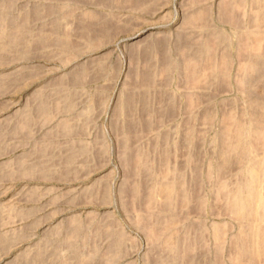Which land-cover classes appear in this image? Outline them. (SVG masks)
Here are the masks:
<instances>
[{
    "label": "rangeland",
    "instance_id": "374dc122",
    "mask_svg": "<svg viewBox=\"0 0 264 264\" xmlns=\"http://www.w3.org/2000/svg\"><path fill=\"white\" fill-rule=\"evenodd\" d=\"M2 1L7 0H0V2ZM108 1L12 0V3L15 5L14 11H19V8L21 7L22 8L20 10H23L24 8L30 11L33 10L34 7H37V9H42V11L40 12L39 10L40 16L37 19H32L33 21L31 20L30 23L27 24L30 33L26 37L27 44L25 50L22 52L23 54L21 53V55H18L17 52H15L14 47H12L10 49L11 51L8 52V58L0 57V120L6 119L7 117L16 119L21 112L26 110L28 103L30 104L28 107L30 108V111H32L36 105V100L28 101V98L30 97V94L37 89L41 90L49 98V100L54 102L61 101L59 98L61 96L59 95H61L62 92L71 93L74 102L72 101V106L69 109L60 108L58 111H56V114L48 122L44 123L45 120H43L41 123L44 124L41 125V127L33 136L24 138L21 136L13 137L12 134H7L0 139V166L6 165V168L1 167L0 169V234L7 233L13 240V243L10 242V244H7L8 246L5 245L6 247H3L0 243V264H145V258L149 257L150 252L148 248H155L154 243L149 238H147L148 236L146 237L145 232L139 228L140 225L138 224L137 217L134 218L132 215V212H136L134 211L135 208H137V210H141V208H139V206L136 207V205H139V199L142 196L136 200L137 204L135 203V200L133 201V199L130 201L127 200V203H131L127 206V204H125L126 202H123V196L121 195L120 187L126 180V171L128 167L124 160V155L126 153L123 152L122 145L124 133H121L119 128L117 129L116 127V125L120 122L119 119L122 118H120V112H118L119 108L117 106L120 105L119 100L122 97L121 95L124 94L123 92L125 90L128 91L130 87L133 86V84V90H136L138 88L137 86L143 83V78L138 80L139 75L137 76L134 69H131V67L134 65L133 60L135 59L133 58V55H131L133 48L131 47L130 49V44L137 38L145 36L147 33L152 32L157 28L163 27L169 28L170 30L176 28L178 29L181 16L186 12V5L189 0H147L148 3L146 0L143 1L144 3L141 0H138L137 2L139 5H137L135 0H133V2L135 1V4L128 0H115L113 2L110 0ZM219 1H222V7L228 4L224 10V16L228 17L229 19L222 18L220 21H217L214 10ZM239 1L241 0H201V2L205 3L206 7L199 8L197 16L196 10L194 9L196 1L192 0L191 2L194 4H192L194 7L191 8V11L186 16V22L189 24L198 21L201 22L200 24L203 28H200L201 33L198 39H205L203 44L208 46L213 53H218V50H224L225 47L231 49L229 43L232 44L231 50H233L232 57L234 60L231 70L232 77L230 83L226 84L225 86L220 85L219 87L213 86V84L211 85L212 82L210 79H212V77L210 76V72L213 73L214 68L212 64H209L211 66L207 65L208 67L206 68L205 63H208L202 58H199L201 55L198 57H193L197 56V54L194 52L196 51L198 53V50L197 44L195 45L196 42L192 43L191 45H195L196 47H186L188 48L186 55L183 56L180 54V58L182 60L187 59L186 57H188L187 61H182V64L180 65V68L182 69L181 71H174L170 76H165V73L163 74L164 71L158 72L156 74V71L152 70L150 71L152 75L146 76V72L145 74L143 73L145 80H147V77L151 78H148L149 81L144 80L145 83H151L155 74L157 76L159 73H162V75H160L156 81L152 82L151 86H144L142 89L144 91H148L149 94L154 98V102L157 103V105L154 104V107L169 110L177 105V108L179 107L178 113H176L172 118L168 119L159 117V123L157 120L158 117L155 116V119H153L154 126H152L151 129L139 133L141 134H138L139 136H135L133 138L131 137L130 140V144L136 145L140 143L142 146H145V144H148L147 142H150L151 139L157 137V135L163 130H169L172 132V137L171 133L167 131L161 135L162 137L167 136L170 138V141L172 139V143L170 145L172 150L169 152V157L173 158H171L172 165L174 164L179 168V170H181L180 167L182 168L181 172L183 173V177L185 179V187L182 191L184 192L185 198L188 197L187 199L189 200H185V204H181V207L177 209L180 214H169L167 219L170 221L169 228H171L168 229V231L171 230L172 232L175 231L174 233L177 232V236H175L176 242L184 243V246L182 243L183 250H178L179 256L181 257L185 255L187 260L188 258L192 257V264H194V262L196 264H240L239 260L237 263L236 258L238 253H234V250L236 251L237 249H240L239 245L236 248L235 244H237V240L240 238L242 239V236L245 242L242 241L243 239H240L239 241H242V244L244 243L242 246L243 250L245 252L248 250L250 254L251 251H254L253 248L250 251V244V248L248 249L247 243L249 242H247L245 237L250 232V229L248 230L247 227L250 225L249 220L253 221L252 217L250 218L249 214L243 213L244 215H241V218L244 217V222L247 220L248 222L246 223H249V225L247 224V226H245L244 223L242 224L243 220L241 222V219H239L240 214L238 215V212L235 210L234 212L232 211L234 196L232 197L231 194L235 189L239 190L240 187H242V184H248V181H250L246 177L245 167L248 165L247 163L257 162L258 159H256L257 156L254 158L253 155L252 157L255 160L250 159L251 156L248 157L247 154L252 151L250 154H254V156L256 154L260 155V160L263 159L262 155H264L261 150L260 153H256L257 150L259 151L260 146L263 148L262 150H264V133H261L264 129V122H262L264 120V103L261 101L258 102L259 98L262 99V101L264 98V80L263 82L259 80L260 77L262 78L264 75L258 74L259 77H256L260 84L254 77V81H252L254 84H252L251 81L249 82L253 85L252 86L250 84L252 87L248 85L247 89H245V85H242L244 82H242V74L244 75L243 71H246L247 68L250 67L249 62L246 60V54H249L250 51H252L251 53L264 51V19H262L264 18V1L260 0L261 3L259 2L262 7L259 6L258 2H256L258 6L255 3H252L253 5H251L250 2H252V0H249L250 2H248V0L241 2ZM243 2L246 4H242ZM253 2L255 1L253 0ZM248 3H250V5ZM207 5L212 6L213 18H210L212 16L210 15V9ZM235 5L238 7V10L244 13V15H247L245 16L246 19H243V23H247L244 32H246V34L251 33L252 36H254V38L252 37L254 41L251 43H248L247 41H243L242 43L240 37L241 34H238L241 27L235 23L236 20H234L230 14L232 10H235ZM251 9L254 11L252 10V12ZM256 9L259 10L257 11L259 13L258 15ZM248 12H252L250 16L251 18L249 17L250 21L247 18L249 14ZM254 12L256 14H254ZM260 14L263 15V17L261 15L262 18L260 17ZM104 16L107 17L105 18ZM252 16L255 18H252ZM89 19L90 21L93 20L94 22L100 21L102 24L111 22V24H109L112 27L114 25L116 27H111L112 29L109 31V33H105L104 28L102 29L104 25L101 26V24L99 29L103 30L104 33L100 30L99 32L101 33L98 35L96 34V36L93 32L88 30L86 31L85 28H83V30L85 29L84 31H80L81 28L79 21L81 25L82 22L84 25V22H89ZM255 19L257 24L254 22ZM260 19H262L263 22ZM259 21L261 23L258 27ZM117 23L119 27L117 26ZM251 23H253L254 26ZM59 24L61 29L64 31L70 30V37L73 40L69 39V47L67 45H65V47L62 45V43H60L63 40H68V31L64 32L62 30V32H64L62 34L68 35L64 36L65 39L61 38L62 40L59 39V42L56 40L59 31L57 32L53 29L59 27ZM77 24H79L78 27L80 29H78ZM215 24L217 26H214ZM54 25L55 28H53ZM63 27H65V29ZM219 27L231 34V38H234L233 42H230V37L223 31H220ZM254 29L260 34L250 31ZM78 31L81 33L85 32L86 35H82L83 33L81 35L78 33V35ZM54 32H57V34ZM88 32L90 36L87 35ZM39 33L43 35H50L52 40L54 39L53 37H55V41H57L58 44L51 43V41L45 45L42 44V42H39V44L36 42L35 45L38 44V47L34 46L30 40H34L35 35L38 37L36 38V41L39 40ZM214 35L216 36L215 38ZM232 35L235 36L233 37ZM257 36L258 38H256ZM220 46H222V48ZM67 47H71L72 50L68 49ZM241 47L242 50L245 51L244 54L243 51L241 54ZM226 48L225 51L228 52L229 49ZM190 51L193 53V55H189L191 57L187 56L188 52L190 53ZM224 53L225 52H222L220 55L222 58L219 56V61L222 59L217 66V68L219 67V71L216 68L215 70H217L219 75L224 74L227 76L229 62L231 63V53L228 60L223 59ZM1 58L5 59V61ZM237 58H239V60ZM193 59H195V62L197 60V64H201L199 63L200 61H205V63L201 64L200 66L198 65V68H196L197 64L194 65L195 68L194 66L190 67L194 63L191 64L188 61ZM241 59L243 64H248V67L245 65H243V68L242 66L240 67L242 63H238L241 62ZM222 61L224 63L226 61L223 67L220 65ZM86 64L90 65L89 68L88 65L86 66ZM83 65L88 68L86 70L87 72H85L86 76L84 75L81 77L83 78L82 80L79 81V78L76 80L78 82L73 83V80H71L73 77L71 75L73 73L75 75L78 68ZM237 65L239 66L237 67ZM167 66H170V64H167L165 68ZM201 66H203V68ZM209 67L211 68L208 70ZM204 68L210 72L208 73L207 71L205 74L206 71L204 72V70L206 69ZM89 69H91V71ZM221 69H224L225 71L222 70L221 72L224 71L226 74L221 73ZM237 70L239 72L241 71L242 74L241 72L239 74ZM224 75L223 77L220 75V80L227 78L224 77ZM208 76L211 83L209 81L206 83ZM229 77L230 73L228 78ZM64 78L65 80H63ZM57 81H59L58 84L60 85L64 81L61 88L56 86L58 85L56 84ZM195 82L197 84L205 82L206 84L204 87L187 86L188 83ZM255 82L257 83L255 84ZM255 89L257 93L260 92L257 94L258 97L254 92ZM130 90H132V87ZM251 92L252 94H250ZM249 94L250 99L253 96L252 99L254 100V102H252L253 100L251 99V105H253H250L251 107L248 106L250 102V99L248 102ZM259 94L260 96L262 94V98L259 96ZM254 96L257 97L256 100L254 99ZM156 98H162V100H157ZM165 98L166 100H163ZM167 98H172L174 102H168ZM255 101L259 105H257L259 109L255 105ZM190 102L192 104L188 106L187 104H190ZM234 102L236 103L237 107H239L238 110H236L237 107ZM170 103L173 104V106H171ZM243 106L245 112L247 111L246 106H248V109L256 107L255 109H257V111L253 110L252 108L250 109L249 113L247 112L248 115L245 113L246 116H244V110H242ZM213 107L217 111L215 121H210V123H208L206 120H200L199 122L198 120H195L197 115L199 117V114L205 119H210L211 117L213 119L215 116ZM231 107L234 109L236 108L232 112H235L234 114L230 112L232 111V109H230ZM240 108L242 109L240 110ZM225 109H227V111ZM138 110L140 109L137 105V110L135 112ZM251 110L253 112H251ZM237 111H240L241 114L238 113V117L235 116L236 119L234 120L233 116L237 115ZM254 113V117L257 116L256 114H258L259 118L258 116L257 118L259 120L256 119V117L255 119L254 117L251 118L249 115L251 114L253 116ZM221 114L222 119H220ZM239 114L241 117L244 116L247 119L246 121V119L243 117V120L245 119L244 122L246 123H243L244 127L245 125H250L249 130L246 129V131L244 127L243 131H245L243 132L241 130L243 132V136L239 131L240 129L237 130L236 128V125L239 122L242 123L241 118H239ZM259 114L261 115V118L263 117L262 120L260 119ZM187 115H189L187 121L188 127L183 133L184 137L182 136L181 139V124L179 123L182 122L181 119L183 117L185 118ZM42 117L44 119L45 115H42ZM238 118L239 121H237ZM248 119H253V121L250 123L248 122L250 121ZM63 121H70L69 123L71 124L76 122V124L73 123L72 125L79 127L80 124H83V128H85V130L72 135L68 134L69 136L62 134V131H56L58 133L54 137H51V143L53 146H55L54 148L57 149H54L52 153L54 151L58 153H53V155L55 154L57 157L56 161L58 163H53L51 166L49 165L51 162L47 160V155L39 154L40 157H38L35 153H33L32 149L35 144L41 143L43 141L46 132L57 127V125ZM252 122H254V124H252ZM255 122L257 126L256 129L258 131L257 133L256 130L253 129ZM192 123L195 124L196 128H199L200 135L198 144L196 138V143L193 140L194 131ZM259 124L263 126V129L259 126ZM2 128L3 127H0V130H3ZM250 128H252V130ZM235 131L236 133L239 132L241 135H235ZM232 133H234V136L237 137H234V140H238L240 136L242 137L239 138L237 142L238 145L240 144V141H243L242 143L245 144V147H243L242 143L241 146H238L239 149H241V147L242 150L244 149L243 152H240L241 150L237 149L239 154L242 153L240 156L239 154L235 155V147L237 148V144L235 143L236 145L234 146V140L232 141L233 137L231 136ZM222 135H224L225 138ZM226 135H229V137H226ZM247 135L250 137L249 142L253 145V148L254 146L257 148V145H259L258 149L255 150L254 148L256 154L253 153L254 150L251 147L252 145L246 140V138H248ZM159 138L160 137H158V139ZM223 138L228 145L226 142H224ZM228 138L230 139L227 140ZM218 140H222V144H220L221 142L219 143ZM229 141L231 142L230 146ZM79 143H87L90 150L88 152H81L77 154L70 168L68 166L66 167L67 164L63 163L62 161L64 158L62 157L63 154L67 152L66 150L68 146H71V148L74 146L73 149H76ZM224 143L228 146V148H226L229 152L224 148ZM75 145H77L76 148ZM155 145L156 143L154 146ZM221 145L223 147H221ZM247 146H249V150L247 149ZM232 147H234L235 151L232 150ZM222 148L225 150H222ZM157 149L161 150L162 147H157ZM219 149H221L220 153L218 152ZM245 150H248L249 152H246L245 154ZM223 151L226 152L225 155H222ZM159 152L160 151H158V153ZM195 152L197 156L195 155ZM226 155L227 159L225 158L224 160L223 158ZM229 155L231 158L230 162L228 158ZM236 156H238L240 159ZM243 156L244 158L247 156L248 160L245 159L247 160L245 161ZM219 157L221 159H218ZM141 160L139 165H142L141 168H143L147 163L145 160ZM186 161L190 162L188 163ZM218 161L219 165L223 164L220 168L216 166ZM242 161L243 164L241 163ZM244 161L246 166H244ZM182 162L183 164L185 163L186 167L184 165L182 166ZM9 164L12 165L8 166ZM27 164H35L37 168H25L24 166ZM224 164H226V167ZM262 164L264 165V161ZM222 167L225 168L223 169ZM225 169L227 170L225 171ZM243 173L244 177H246L244 178L246 181H244L245 183H243ZM263 173L261 175L263 178L260 175L259 176L264 180ZM238 176H240L239 179ZM240 179L242 180V182H240V184L242 183L241 186L236 184V181ZM221 181L222 183L224 181V184L229 187L222 185ZM218 182L221 183L220 189ZM232 184L235 189L230 190V188H232ZM235 184L237 186H235ZM250 184L251 182L248 184V186ZM261 185V188L259 189H263L264 193V188H262L264 186L262 183ZM254 186L256 189V183H254ZM100 187H102L101 190L103 189L105 192H101V190H99ZM225 187L227 191L225 190ZM251 187L252 184L248 187L252 194L248 190L247 185L244 186L245 189L247 188L246 194H251L246 195L248 198H250L254 193L252 191L253 187ZM255 189L254 191L256 193L258 190L256 191ZM221 190L226 192L230 191L231 197L229 196V193H225V196L224 194H221L224 193ZM247 191H249V193ZM259 192L261 191L259 190ZM259 192L258 194L260 195ZM221 195L223 197H221ZM193 196L195 198H193ZM224 197H226V199ZM228 197L231 198L230 201H227ZM251 198L246 200L248 203H251L248 206V203L246 202L248 208H246L247 210L245 209V212L250 211L251 204L254 201V199L252 200ZM161 200L162 197L159 196L157 198V203H159ZM167 201L168 203L169 201L172 202L171 199ZM226 202L227 206L225 208L224 205H226ZM157 203L155 205H151V207L154 206L156 208ZM262 204H264V202ZM148 205L149 203L147 200L146 209H148ZM170 206H172V203ZM154 207L152 209H154ZM229 208H231V211H228L230 210ZM181 211L183 212L181 213ZM262 213L264 212L262 211ZM248 216L249 220L246 219ZM75 217H78L81 221H83V223H85L84 226H86L90 231H93L94 228H98L104 229V231L116 229L118 232H122L125 235L123 243L120 246H115L111 245V243L107 244L104 240L102 246L95 251L88 250L86 253L80 252V254H82L80 256H73L62 252L60 256H57L58 252L63 251V247L58 245L56 242L58 235H60L59 228L64 226L63 224H65L64 222L66 219L70 220ZM239 223L246 227L245 229H247V233L244 232L245 229L242 230L244 226L241 227ZM218 224L221 226L224 225L223 227H225V234H222L224 237L219 231H215L218 228L220 231L222 229L217 227L219 226ZM262 224L264 225V223ZM240 230H242V234ZM172 232L171 235L173 234ZM186 232L188 233L186 234ZM179 234L185 235L180 236ZM218 235H221L223 239L221 236L219 239L216 238ZM170 238L168 240L173 242L174 236L173 238L172 236ZM222 240H224L223 246ZM218 241H220V246H222V248L219 246ZM239 243L241 245V242ZM199 244H203V246L200 248V251H198ZM218 246L220 249L217 248ZM245 246L246 248L244 249ZM167 247H169L168 244ZM243 250L240 249V252ZM245 252H243V255L246 256L247 259H245L246 257L242 258L244 256L240 255V259H244L241 263L249 260L250 264H254V262L256 264L257 261V264H264V254L261 253V256L259 257L260 252L257 253V250L255 253L252 252L253 255H256L257 259L253 260L254 256L248 257V255H251H247V252ZM215 259H217V261H215Z\"/></svg>",
    "mask_w": 264,
    "mask_h": 264
},
{
    "label": "bare ground",
    "instance_id": "6f19581e",
    "mask_svg": "<svg viewBox=\"0 0 264 264\" xmlns=\"http://www.w3.org/2000/svg\"><path fill=\"white\" fill-rule=\"evenodd\" d=\"M81 1V0H80ZM83 1V0H82ZM99 1H101V0H99ZM103 1H105V0H103ZM106 1H108V0H106ZM111 2H113V1H115V0H110ZM117 1V0H116ZM118 1H120V0H118ZM123 1H125V0H123ZM128 1H132L133 2V0H128ZM136 1V3H137V5H139L138 4V0H135ZM134 1V2H135ZM142 2L143 1H145V0H141ZM140 1V2H141ZM151 1V0H150ZM236 1V0H235ZM241 1H245V0H241ZM241 1H239V2H241ZM255 2H253V0H252V2H250L249 0H248V2H250L251 3V5H253L254 3L258 6V4H259V2H260V0L259 1H256V0H254ZM262 1V0H261ZM264 1V0H263ZM109 2V1H108ZM133 2V3H134ZM146 2L148 3V1L146 0ZM256 2H258V4L256 3ZM144 3V2H143ZM147 3H145V4H147ZM250 3H248L249 5H250ZM253 3V4H252ZM261 3V2H260ZM135 4V3H134ZM142 4V3H141ZM242 4H246V3H242ZM263 4V3H262ZM255 6V5H254ZM253 6V7H254ZM259 6H261L260 4H259ZM250 7V6H249ZM262 7V6H261ZM264 7V6H263ZM22 8V7H21ZM21 8H19V11H14V9H15V5H14V3H12V0H7V1H2V2H0V57H2V58H8L9 56H8V52L9 51H11L10 49L12 48V47H14V50H15V52H17V54L18 55H21V53L25 50V47H26V44H27V40H26V37L29 35V29H28V23H30V21L32 20V19H37L39 16H40V12L42 11V9H37V7H34V9L33 10H30V11H28V9H24L23 8V10H20ZM255 8V7H254ZM257 8V7H256ZM264 9V8H263ZM39 10H40V12H39ZM253 9H251V11H252ZM261 10H262V8H261ZM260 10V11H261ZM254 11V10H253ZM252 11V12H253ZM257 11H259V10H257L256 9V12ZM53 12V11H52ZM251 12V13H252ZM254 14H256L255 12H254ZM254 14H253V16H254ZM259 13L257 12V15H258ZM263 14V13H262ZM262 14H260V17H261V15ZM66 15V14H65ZM65 15H64V18H65ZM62 16V15H61ZM247 16V15H246ZM252 16V18H255V17H253ZM256 16V15H255ZM81 17V16H80ZM105 17V16H104ZM107 17V16H106ZM105 17V18H106ZM259 17V18H260ZM262 17H263V15H262ZM261 17V18H262ZM251 18V17H250ZM80 19V18H79ZM85 19H88V18H85ZM85 19H83V20H85ZM246 19V18H245ZM258 19V18H257ZM262 19H264V18H262ZM262 19H260V20H262ZM82 20V19H81ZM248 20L250 21V19L248 18ZM33 21V20H32ZM103 21H105V20H103ZM108 21V20H107ZM112 21V20H111ZM246 21V20H245ZM248 21V22H249ZM236 22V21H235ZM253 22V21H252ZM254 22H256V19H255V21ZM262 22H263V20H262ZM78 23V22H77ZM85 24L83 25V22H82V25H81V23H80V21H79V24H80V28H81V30L80 31H82L83 30V28H85L86 29V31L88 30V31H91V32H93L94 34H95V36H96V34L98 35L99 33H101V32H103V30H101V29H99V26L102 24L100 21H98V22H94L93 20L92 21H90V19H89V22H84ZM100 23V24H99ZM110 24H111V22H109ZM109 23H105V24H102L101 26H103L104 25V27H102V29L104 28V32L105 33H109V31L114 27H116L114 24H112V25H114L113 27L109 24ZM113 23H114V21H113ZM261 22L259 21V23H258V27H259V24H260ZM58 24V23H57ZM79 24H77V27L79 26ZM238 24V23H237ZM253 26H254V24L253 23H251ZM256 24H257V22H256ZM263 24V23H262ZM56 25V24H55ZM55 25H54V27L53 28H55ZM59 27H56L55 29H53L54 31H59L58 32V34H57V32H54V33H56L57 34V39L55 38V37H53L54 39V41H55V39L56 40H58V42L60 41V40H62L63 38L65 39V37L64 36H68V35H64V34H62V33H64L65 31L63 30V29H61V27H60V24L58 25ZM82 26V27H81ZM87 26H88V29H87ZM100 26V27H101ZM256 26V25H255ZM112 27V28H111ZM64 29H65V27H63ZM79 27H78V29H80ZM263 28V27H262ZM77 29V30H78ZM84 29V30H85ZM117 29V28H116ZM60 30H61V32H60ZM62 30L64 31V32H62ZM83 30V31H84ZM101 30V32H99ZM68 31V30H67ZM66 31V32H67ZM70 31V30H69ZM68 31V32H69ZM103 32V33H104ZM257 33L256 34H260L258 31H256ZM78 33H80V35L83 33H81V32H77V34ZM87 33V32H86ZM92 33V34H93ZM245 33V32H244ZM85 34V32L82 34V35H84ZM241 34V33H240ZM63 35V36H62ZM79 35V34H78ZM86 35V34H85ZM88 36H90L89 35V32H88V34H87ZM254 35V34H253ZM262 35V34H261ZM39 40H37L36 41V38H38L37 37V35H35V38H34V40H30V42H32V44L34 45V46H37L38 44H39V42L41 43L42 42V44H46V43H48L49 41H51V43H57L58 44V42L57 41H53L52 39H51V36L50 35H43V34H41V33H39ZM94 36V35H93ZM100 36H101V34H100ZM103 36H104V34H103ZM69 38H68V40H63V41H61L60 43H62V45H67L68 47H69V44H70V41H69V39L71 40L72 38L70 37V32H69V36H68ZM85 37V36H84ZM241 37V36H240ZM253 38H254V36H252ZM261 38H263L262 36H260ZM62 38V39H61ZM67 38V37H66ZM245 38V37H244ZM256 38H258V36L256 37ZM51 39V40H50ZM60 39V40H59ZM73 40V39H72ZM244 40V39H243ZM246 40V39H245ZM259 40V39H258ZM263 40V39H262ZM53 41V42H52ZM259 41H261V40H259ZM36 42L38 43L37 45H35L36 44ZM73 44V43H72ZM71 44V45H72ZM38 47V46H37ZM66 47V46H65ZM67 47V48H68ZM72 47V46H71ZM68 48V49H71L72 50V48ZM34 48H36V47H34ZM226 48V47H225ZM225 48H224V50H225ZM211 49L209 48V47H206L204 50L203 49H200V50H198V53L195 51L194 53L195 54H197V56H193V57H198V56H200L199 58H202L203 60H205L208 64H206L205 62V65H206V68L208 67L207 65H209V64H212V66H213V68H214V71H213V73L212 72H210V71H208L211 67H209L208 68V70L206 69V68H204V69H206V70H204V72H205V74L207 73V71H208V73L210 72L211 73V77H212V79H210L211 80V82H210V80H209V76L207 77L208 78V80H206V83H208V81L211 83V85L213 84V86H218V84H223V82L220 80V75L223 77V75L222 74H220L219 75V73L217 72V70H218V68H217V66H218V63H220V61L222 60H220L219 61V58L221 57L220 55V57L218 56V54L217 53H213L212 51H210ZM261 50H263V49H261ZM225 53H224V57H223V59H226V60H228V58H229V54H228V52L227 51H224ZM227 52V53H226ZM252 51H250V56H248L247 58H246V60L249 62V68H247V70L246 71H243V73H244V75L242 74V72H241V74H242V85L244 84L245 85V89H247V87H248V85H250L251 83H249L250 81L252 82V81H254V77L256 78L257 76H258V74L260 75H264V51H259V52H254V53H251ZM23 54V53H22ZM193 55V53L192 52H188V54H187V56H189V55ZM70 55V54H69ZM131 55H132V53H131ZM189 57H191V56H189ZM1 58V59H2ZM184 58V57H183ZM187 59H188V57H186ZM222 58V57H221ZM244 58V57H243ZM187 59H184V60H186L187 61ZM195 59H197V58H195ZM201 59V60H202ZM238 60H239V58H237ZM2 60H4L5 61V59H2ZM7 60V59H6ZM190 60V59H189ZM198 60V59H197ZM243 60H245V59H243ZM96 61V60H95ZM100 61H102V60H100ZM183 61V60H182ZM224 61V60H223ZM222 61V63L220 64L222 67H223V65L226 63V61H225V63ZM246 61V62H247ZM97 62H99V61H97ZM188 62H191V61H188ZM199 62V61H198ZM236 62H238V61H236ZM247 62V63H248ZM103 63V62H102ZM200 63V62H199ZM240 63H242V59H241V62H239L238 64H240ZM244 63H245V61H244ZM89 64V63H88ZM88 64H86V66L88 65ZM97 64V63H96ZM99 64V63H98ZM100 64H101V62H100ZM195 64H197V61H196V63H194L193 65H191L190 66V64H189V66L190 67H192V66H194ZM227 64H228V62H227ZM198 65L200 66L201 64H197L196 65V68H198ZM219 65V66H220ZM243 65H245V64H243L242 63V65H240V67L242 66V68H243ZM248 65V64H247ZM247 65H245V66H247ZM85 65H83V66H81L80 68H78V70L76 71L77 73H75V75H74V73L71 75L73 78H71V80H73L72 82L74 83V82H78V81H76L77 79H79V81L80 80H82L83 78H81V77H83L86 73L85 72H87L86 70L89 68V66L90 65H88V68L86 67ZM101 66V65H100ZM209 66H211V65H209ZM227 66V65H226ZM239 65H237V67H238ZM244 66V67H245ZM202 68H203V66H201ZM205 67V66H204ZM248 67V66H247ZM90 68H92V67H90ZM194 68H195V66H194ZM212 68V69H213ZM215 68L217 69V70H215ZM224 68H225V66H224ZM190 69H192V68H190ZM212 69H211V71H212ZM245 69V68H244ZM243 69V70H244ZM90 71H91V69H89ZM96 70V69H95ZM222 70H224V69H221L220 70V72L222 71ZM239 70H240V68H239ZM195 71V70H194ZM193 71V72H194ZM219 71V70H218ZM225 71V70H224ZM221 72V73H225V72ZM238 71V70H237ZM166 72V71H165ZM192 72V71H191ZM239 72V71H238ZM240 72H239V74H240ZM89 73V72H88ZM87 73V74H88ZM212 74H213V76H212ZM226 74V73H225ZM238 74V73H237ZM207 75H209V74H207ZM206 75V76H207ZM86 76V75H85ZM220 77V78H219ZM224 77H227L226 75H224ZM238 77H241V76H238ZM259 77V76H258ZM264 76H262V78L260 77V79L259 80H261V82H263V80H264V78H263ZM19 79V78H18ZM225 78H223L222 80H224ZM257 79V78H256ZM63 80H65V78L63 79ZM240 80H241V78H240ZM59 81H60V79H59ZM59 81H57V83L56 84H58V82ZM257 82L260 84V82L258 81V79H257ZM257 82H255V84L257 83ZM63 83H64V81H63ZM63 83H61V85L60 84H58V85H56V86H58L59 88H61L62 87V85H63ZM264 83V82H263ZM252 84H254V82H252ZM251 84V85H252ZM243 85V86H244ZM250 85V87H252ZM131 87H132V90H130L131 89ZM130 87V89L128 90V91H124L123 93V95H121L122 97L120 98V105H118L117 107L119 108H116V109H118V112H120L119 114H120V118L122 119V121H121V119H119L120 120V122H119V124H117L116 125V127H117V129L119 128V130H120V132L121 133H124V139L122 140V145L123 146H125V148L127 149V147H128V142H127V139L128 138H130V137H132L133 135H134V133L135 132H137L138 130H145V129H147L148 127H149V125L148 124H146V123H144V121H141V122H139V121H137V122H135V121H133V120H131L132 119V117H133V115H134V113H135V111L137 110V102L139 101V100H143V99H145V100H147L148 101V93H144V91H142V92H140V95H139V89L137 90H133V86H131ZM219 87V86H218ZM249 87V88H250ZM252 90V89H251ZM253 90H254V88H253ZM264 90V89H263ZM136 91H138V92H136ZM249 92H250V89H249ZM255 93H256V96H257V94L258 93H260V92H258L257 93V91H256V89H255V91H254ZM264 92V91H263ZM247 93H248V91H247ZM250 94H252V92L250 93ZM250 94H249V98H248V102H249V99H250ZM191 95V94H190ZM253 95H254V93H253ZM59 96H61V97H59L60 99H61V103L60 102H58V101H56V102H54V101H51V100H49V98L41 91V90H35V91H33L31 94H30V97L28 98V101H35L36 102V105H35V107L32 109V111H30V108L28 107V105H30L29 103L27 104V106H26V110L24 111V112H21L20 114H19V116L16 118V119H13L12 117L11 118H9V117H7L6 119H3V120H0V127H3L2 129L3 130H0V139L4 136V135H7V134H12V136L14 137V136H21V137H28V136H33L37 131H38V129L41 127V125L42 124H44V123H46V122H48L49 120H51L52 118H53V116L56 114V111H58L60 108H70L71 106H72V101L74 102V100H73V97H72V94L71 93H68V92H62V94L61 95H59ZM256 96H254V99L256 100L257 99V97ZM259 96H260V94H259ZM167 97V96H166ZM261 98H262V94H261V96H260ZM31 98V99H30ZM203 98V97H202ZM252 98H253V96H252ZM251 98V99H252ZM157 100H162V98L161 99H159V98H156ZM251 99H250V102H249V104H248V106L249 107H251V106H253V105H251ZM153 100H154V98H153ZM163 100H166V98L165 99H163ZM253 100V99H252ZM147 101H145L144 103H142V108L145 110V111H147V112H151V113H154V114H156L157 116H159V117H163V116H168V117H171V116H173V115H175L176 114V112L178 111V108L176 107V108H171V109H169V110H165V109H160V108H157V107H154V104L152 103V104H150L149 102H147ZM167 101H173L174 102V100L172 99V98H167ZM262 102V103H264V98H263V101H262V99H260L259 98V101L258 102ZM188 102V101H187ZM252 102H254V100L252 101ZM60 103V104H59ZM119 103V102H118ZM235 103V102H234ZM255 105L257 106L258 104H257V102L255 101ZM192 103L190 102V104H187L188 106H190ZM235 105H236V103H235ZM246 105H247V102H246ZM251 105V106H250ZM173 106V105H172ZM186 106V105H185ZM194 106H195V104H194ZM231 106H232V104H231ZM239 106V105H238ZM248 106H246V109H247V111L245 112V110H244V106H243V109L242 108H240V110L242 109V110H244L243 111V113H244V116H246V114H247V112L249 113V111H250V109H252V108H249L248 109ZM259 106V105H258ZM258 106H257V108H258ZM262 106H263V104H262ZM211 107V106H210ZM233 107H234V105H233ZM236 107H237V105H236ZM27 108H29V109H27ZM193 108V107H192ZM191 108V109H192ZM238 108L239 107H237V109L236 110H238ZM256 107H254L253 108V110H256L257 111V109H255ZM262 108V107H261ZM230 109H232V111H230L231 113L235 110L234 108H230ZM259 109V108H258ZM263 109H264V107H263ZM188 110H189V108H188ZM209 110H212V109H209ZM226 111H227V109H225ZM260 110H262V109H260ZM215 111V110H214ZM214 111H212V112H214ZM259 111V110H258ZM251 112H253L252 110H251ZM117 113V112H116ZM235 113V112H234ZM234 113H232V114H234ZM238 113H240V111L238 112L237 111V115H234L233 117H234V120L236 119V117H238ZM246 113V114H245ZM259 113H260V111H259ZM241 114V113H240ZM239 114V118H241V122L242 123H238L237 124V122H236V128H237V130H239L240 132H241V134L247 129L248 130V128H249V126L246 128V125H245V127H244V125H243V123L244 124H246L245 122H244V120L246 119V117H244L245 119L243 120V117H241V115ZM252 114V113H251ZM251 114H249L250 116H251V118H253L254 117V115H255V113L253 114V116L251 115ZM42 115H45V117H44V119H43V117H42ZM243 115V114H242ZM248 115V114H247ZM257 116H258V114H256ZM260 115V114H259ZM261 115H262V111H261ZM261 115H260V119L262 120V118L264 117H262L261 118ZM236 116V117H235ZM257 116H255L256 117V119H258L259 118V116H258V118H257ZM255 117H254V119H255ZM9 118V119H8ZM129 118H131V119H129ZM239 118H238V120L237 121H239ZM248 118H249V116H248ZM13 119V120H12ZM264 119V118H263ZM11 120H12V122H11ZM43 120H45V122L44 123H41ZM68 120H70V119H68ZM248 120H250V119H248ZM259 120V119H258ZM246 121H247V119H246ZM251 121H253V119L252 120H250V121H248V122H250L251 123ZM70 121H63L62 123L60 122L58 125H57V127H55V128H53V129H51L50 131H48V132H46L45 133V136H44V139H43V141L41 142V143H38V144H35L34 145V147H33V149H32V151H33V153H35L38 157H40L39 156V154L40 155H43V154H45V155H47L48 156V158H47V160L48 161H50L51 163L49 164V165H53V163H55V164H57L58 162L56 161V159H57V157L55 156V154L53 155V153L55 152H53L52 153V151L55 149V150H57L56 148H54L55 146H53L52 145V143H51V140H52V138L51 137H54L58 132H56V131H62V134H66V135H72V134H74V133H80V132H83V130H85V128H83L84 127V125L82 124H80V127L79 126H76V125H72L73 123L74 124H76V122H73L72 124L71 123H69ZM262 122H264V120L262 121ZM261 122V123H262ZM257 123H258V121H257ZM85 124V123H84ZM252 124H254V122H252ZM251 124V125H252ZM263 124V123H262ZM119 125V126H118ZM258 125V124H257ZM264 125V124H263ZM121 126V127H120ZM238 126V127H237ZM253 126V125H252ZM259 126L260 127H262V129H263V126H261V124H259ZM258 126V127H259ZM243 127H244V131H243ZM257 126H256V122H255V125L253 126V129L254 130H256V133L258 132L257 131ZM55 129V130H54ZM251 130H252V128H250ZM258 129H260V128H258ZM262 129H261V131H262ZM243 132H242V131ZM246 130V131H247ZM8 132V133H7ZM59 133H61V132H59ZM235 133V135L237 134V135H241L239 132L238 133H236V131L234 132ZM234 133H232L231 134V136L233 137V139H232V141L234 140ZM261 133H264V129H263V131L261 132ZM68 135V136H69ZM230 135V134H229ZM229 135L227 136L226 135V137H229ZM11 136V137H12ZM223 137H224V135H222ZM231 136H230V138H231ZM242 136H243V134H242ZM245 136H246V133H245ZM256 136V135H255ZM9 137V136H8ZM241 137V136H240ZM239 137V138H240ZM247 137H248V135H247ZM133 138V137H132ZM225 138V137H224ZM224 138H223V140H224ZM230 138H228L227 140H229ZM235 138H237V137H235ZM239 138H238V140H239ZM242 138V137H241ZM249 138L250 137H248V138H246V140H247V142H249ZM221 139V138H220ZM244 139H245V137H244ZM238 140H234V146L237 144V148L235 147V149H236V152H235V155L237 154H239L238 153V151H237V149L238 150H241L240 152H243V150H242V147H241V149H239V145L241 146V143L243 142H239L240 144L238 145ZM44 141H46V142H44ZM219 141V140H218ZM245 141V140H244ZM251 142H253L252 140H250ZM221 142V143H220ZM224 142H226L225 140H224ZM219 143L220 144H222V140L221 141H219ZM230 141H229V146H230ZM236 143V144H235ZM245 143V142H244ZM250 143V142H249ZM249 143H247V144H249ZM225 144V143H224ZM226 144H227V142H226ZM225 144V149H227L228 148V144L226 145ZM243 144V143H242ZM246 144V145H247ZM251 144V143H250ZM14 145V144H13ZM131 145V144H130ZM252 145V144H251ZM232 146H233V144H232ZM258 147H259V145H257ZM51 147V148H50ZM74 147V146H73ZM73 147L71 148V146H68V148H67V152H65V154H63V156L62 157H64L63 159H62V161H63V163H65V164H67L66 165V167L68 166L69 168H70V166H71V164L73 163V161H74V158L77 156V154H79V153H81V152H88L89 150H90V148H89V145L87 144V143H79L78 144V147H77V145H75V148L76 149H73ZM221 147H223L222 145H221ZM220 147V148H221ZM227 147V148H226ZM243 147H245V144H243ZM249 146H247V149L249 150V148H248ZM252 148H253V145L251 146ZM258 147L256 148L255 146H254V148H255V150L256 149H258ZM233 148V149H232ZM231 149L232 150H234V147H232ZM254 148H253V150H254ZM6 149V148H5ZM129 149H131V148H129ZM128 149V151H127V155L125 154L124 155V159H125V161H126V163L128 164V169H127V172H128V175H129V180L128 181H125L124 183H123V185H121V193L122 192H125V194H126V196L128 197V199H127V197H126V199L127 200H132L133 199V201L135 200H138V198H140L141 196V198L139 199V200H141L142 201V203L143 204H141V206H139V208L141 207V208H143V210L147 207L146 206V202H147V200H148V203H149V205H148V212L147 213H150L151 214V216H150V214H146L145 215V213L146 212H141L140 214H142V215H145V217L144 216H142V215H138V220L140 221V223H141V225H145V221H147V223H146V225H147V227H148V221H150V224L152 223V225H153V227H154V229H149V235L152 237H150L151 238V240L154 242L155 240H157V242H159V244H162V243H164L165 242V240H167L168 241V239L169 238H163V239H161V237H163V234H164V232H165V230H166V228H167V225H168V219H167V217L164 215L165 213H169V214H171V215H178L177 214V212H176V210L179 208V207H181L180 205L181 204H183L184 203V201L185 200H189V199H187V198H183L181 195H184L182 192H180V191H182V188H183V186H184V183H183V180H181V178L179 177V176H177V177H175V173L176 172H181V170H182V168L180 167V169L181 170H179V168L178 167H176L174 164L172 165V160H171V158L169 159L168 158V156H169V154L168 153H161L162 151L160 150V152L158 153V152H156L157 150H154V155H155V157L153 156V155H151L150 156V159L152 160H149V163H148V161H145L147 164H146V166L145 167H143V168H141L140 167V160L141 159H143V157H140V156H138V158L136 159V161H135V164H133L132 165V152H131V150H129ZM225 149H223L222 148V150H225ZM251 149V148H250ZM263 148H261V146L259 147V151L257 150V152L256 153H260V150H261V152H263V154H264V150H262ZM220 150L221 149H219V153H220ZM230 150V149H229ZM244 151V153L246 154V152H249V151ZM255 150H254V152L253 153H255ZM227 151H228V149H227ZM235 151V150H234ZM222 152V151H221ZM229 152V151H228ZM227 152V153H228ZM55 153H57V152H55ZM225 153L226 152H224L223 151V154L222 155H225ZM243 153V154H244ZM250 153H252V151L251 152H249L248 154H247V156L248 157H250L251 156V158L250 159H253V157L255 158L256 156L258 157H256V159H258V161L260 160L259 159V156L260 155H257L256 153V155L254 156V154H250ZM58 154V153H57ZM229 154V153H228ZM227 154V155H228ZM240 154H242V153H240ZM240 154H239V156H240ZM217 155H218V153H217ZM227 155L226 156H224V160H225V158L227 157ZM252 155H253V157H252ZM261 155H262V153H261ZM220 156V155H219ZM247 156L244 158V156H243V158H244V160L245 159H247ZM263 156V159H261L259 162L257 161V162H249V163H247L248 165L246 166V164H245V161H247V160H245L244 161V166H246L245 167V173H246V177L250 180V181H248L249 183L251 182V184H252V187H253V192L255 193V191H254V189H255V186H254V183H256V193L254 194L253 193V195L250 197L252 200L254 199V201L252 202V204H251V208H250V211H247V212H245V209L246 208H248L247 207V203H248V201H246L247 199H250V198H248V196H246V195H251L252 194V192L249 190V186L251 185H249L248 186V184L247 183H245L246 181H245V179L244 178H246V177H244V173L242 174V176H243V183H245V185H243L242 183V187H240V189L239 190H236L235 188H234V186H233V184H232V188H230V190L231 189H235L234 191L235 192H237V191H239V192H237V193H235L234 191L232 192V197L234 196V199H233V203H232V205H233V209H232V211L234 212V210L236 211V212H238V215L240 214V218L239 219H241V222H242V220H243V222H242V224L244 223L245 224V226H247V224L249 225V223H250V225L247 227V229L249 230L250 229V232H249V234H247L246 236H245V234L243 233V235L246 237V240H247V242H249V243H247L248 245V249L250 248V245H251V249H250V251L252 250V248L254 249V251H251V254L249 253V251L247 250L246 252H247V255L248 254H250L251 256H249L248 255V257H252V256H254L253 257V260L254 259H256V255H253L252 254V252H254L255 253V251L257 250V253H259L260 251H262V252H260V255H259V257L261 256V253L262 254H264L263 252H264V225L262 224V223H264L263 221H264V216H263V214L264 213H262V211L264 212V210H263V207H264V204H262L263 202H264V193H263V189H259V188H261V183L263 184V186H264V180L262 179L263 177L261 176L262 175V173L264 172V165L262 164V162L264 161V155H262ZM261 156V157H262ZM134 158H135V156H133ZM221 157V156H220ZM218 158V159H221V158ZM223 157V156H222ZM237 158H239L238 156H236ZM229 162H230V155H229ZM242 158V159H243ZM173 159V158H172ZM222 159V160H223ZM227 159V158H226ZM240 159V158H239ZM253 160H255V159H253ZM252 160V161H253ZM56 161V162H55ZM171 161V162H170ZM241 161V160H240ZM47 162V161H46ZM186 162H188V161H186ZM190 162V161H189ZM188 162V163H189ZM225 162H227V161H225ZM151 163V164H150ZM181 163V162H180ZM179 163V164H180ZM220 163H221V161H220ZM228 163V162H227ZM242 164H243V161L241 162ZM164 164V165H163ZM10 165H12V164H9L8 166H10ZM49 165H47V166H49ZM185 166V163L183 164V162H182V166ZM187 165V164H186ZM190 165V164H189ZM223 165V164H222ZM222 165H219V161H218V164L216 165V166H218V168H220ZM225 165V167H226V164H224ZM1 167H3V168H6V165H2V166H0V169H1ZM25 168H29V169H34V168H37L36 167V165L35 164H27L26 166H24ZM24 167H23V169H24ZM186 167V166H185ZM191 167V166H190ZM224 167V168H225ZM50 168H52V167H50ZM50 168H48V169H50ZM217 168V167H216ZM215 168V169H216ZM217 168V169H218ZM223 168V167H222ZM223 168V169H224ZM138 169H140L142 172L141 173H137L138 172ZM183 169H184V167H183ZM216 169V170H217ZM229 169V168H228ZM147 170H149V172L148 173H146L147 172ZM215 170V171H216ZM222 170V169H221ZM227 169H225V171H226ZM152 171H154L155 173H154V176H153V178L151 177V181L149 182V180H145L146 178H148L147 176L148 175H150L151 174V172ZM214 171V172H215ZM218 171V170H217ZM225 171H223V172H225ZM22 173V172H21ZM17 174V173H16ZM142 174H143V176H144V180H140V181H138L137 180V182L136 183H134L133 181V178H136V176L137 175H141L142 176ZM248 174V175H247ZM264 174V173H263ZM22 175V174H21ZM198 175V174H197ZM216 175H217V172H216ZM221 175H222V173H221ZM220 175V176H221ZM262 177H260V176ZM12 176V175H11ZM259 177V178H258ZM240 178V176H238V179ZM241 180V179H240ZM240 180H237L236 181V184H239V186H241V184H240V182H242V180L240 181ZM263 180V181H262ZM245 181V182H244ZM219 182H220V179H219ZM218 182V184H219V189H220V184L222 183V181H221V183H219ZM235 184V186H237ZM222 185H224V186H227L226 184H224V181H223V183H222ZM247 185V188H248V190L250 191V193H249V191H247L249 194H246V189L244 188V186H246ZM261 185V186H260ZM198 186V185H197ZM259 186V187H258ZM217 187H218V185H217ZM227 187H229V186H227ZM251 187V188H252ZM101 188L102 187H100V189L99 190H101ZM236 188H238V187H236ZM262 188H264V187H262ZM194 189H195V187H194ZM141 190V191H140ZM224 190V189H223ZM223 190H221V191H223ZM225 190H226V187H225ZM229 190V189H228ZM245 190V191H244ZM259 190L261 191V192H259ZM105 192L103 189L101 190V192ZM138 191H140V195H138ZM227 191V190H226ZM226 191H223L224 193H221V194H224V196H225V193H229V196L231 197V195H230V191L229 192H226ZM219 192V191H218ZM258 192L260 193V195L258 194ZM235 195H234V194ZM261 193H262V195H261ZM147 194V195H146ZM220 195V194H219ZM159 196H163L164 198H163V201L161 202V201H159V203H157L158 201H157V198L159 197ZM194 196H196V195H194ZM193 196V198H195ZM166 197V198H165ZM221 197H223L222 195H221ZM225 199H226V197H224ZM229 198V197H228ZM228 198H227V201H230V199L231 198H229V200H228ZM169 199H171V201L172 202H170L169 201V203H168V201L167 200H169ZM173 201H174V203H173ZM155 202V203H154ZM247 202V203H246ZM136 204H137V201L135 202ZM134 203V204H135ZM139 203H140V201H139ZM157 203V205H156V208H157V210H156V208L154 207V209H152L153 207H151V205H155ZM172 203V206H170V204ZM251 203V202H250ZM250 203H248V206L250 205ZM135 204V205H136ZM174 204V205H173ZM185 204V203H184ZM191 204V203H190ZM226 205H224L225 206V208H226V206H227V202L225 203ZM231 204V203H230ZM245 204H246V206H245ZM262 205V206H261ZM184 206V205H183ZM186 206V205H185ZM188 206V205H187ZM231 206V205H230ZM136 207H138V205H136ZM245 207V208H244ZM230 210H228V211H231V208H229ZM247 210V209H246ZM232 212V213H233ZM245 213H247V214H249V216H250V218L252 217V220L253 221H251V220H249V216H248V218H246V219H248L249 220V223H246V222H248L247 220H246V222H244V217L243 218H241L243 215ZM242 215V216H241ZM236 216H237V214H236ZM246 217H247V215H246ZM65 224H63L64 226L62 227V228H59L60 229V231H59V233H60V235H58V238H57V243H58V245H60V246H62L63 248V251H60V252H58L57 253V256H60V254L63 252V253H65V254H70V255H73V256H76V255H82V254H80V252H83V253H86L88 250H93V251H95V250H97V249H99L101 246H102V244L104 243V240H105V242L107 243V244H109V243H111V245H115V246H120L122 243H123V241H124V238H125V235L122 233V232H118V230H116V229H112V230H109V231H104V229H98V228H94V230L93 231H90V230H88L87 229V227L86 226H84L85 225V223H83V221H81L78 217H75V218H72V219H70V220H68V219H66L65 220V222H64ZM240 225H241V227L242 226H244V225H242L241 223H239ZM219 225V224H218ZM224 225H219V226H217V227H220V229L222 228L223 229V231H222V229H221V231L220 230H218V229H216L215 231H219L220 233H221V235L222 234H225L224 233V231H225V227H223ZM243 227L242 228V230L243 229H245L246 227ZM171 228V227H170ZM169 227L167 228V230L168 229H170ZM216 228V227H215ZM160 229H162V230H160ZM247 229H245V233H247L246 232V230ZM242 230H240V232H241V234H242ZM258 230H259V233H258ZM175 231H173L172 233V238H173V236H174V238H173V243H175L176 242V239H175V236H177L176 234H177V232L176 233H174ZM223 232V233H222ZM213 233H215V232H213ZM216 234V233H215ZM241 234H240V237H241ZM221 235H218V237H216V238H218L219 239V237L221 236ZM223 237H224V235H222ZM221 236V237H222ZM238 236H239V234H238ZM223 237H222V239H223ZM247 237H248V239H247ZM55 238V239H56ZM238 238V237H237ZM171 239V238H170ZM177 239L179 240V238L177 237ZM236 239V238H235ZM241 239V238H240ZM239 239V240H240ZM243 239V240H242ZM242 241H244L245 242V240H244V238H243V236H242ZM175 240V241H174ZM177 240V241H178ZM239 240H237L236 242H237V244H235L236 245V248H237V246L239 245V248L240 249H242L243 250V248H242V246H243V244H242V241H239ZM10 242L11 243H13V240L11 239V237H10V235L9 234H7V233H4V234H0V243L2 244V246L3 247H6V246H8L7 244H10ZM219 242V246H220V241H218ZM235 242V243H236ZM239 242H241V245H240V243ZM177 243V242H176ZM223 244H224V240H222V246H223ZM250 244V245H249ZM6 245V246H5ZM218 245V244H217ZM234 245V246H235ZM217 247V248H219L220 249V247L222 248V246H220V247ZM241 246V247H240ZM236 248H233V249H236ZM246 248V246L244 247V249ZM240 249L238 250V252H237V250L235 251L234 250V253L236 252V254L238 253V256L236 257L237 258V263H238V260H239V263L240 264H247V263H249L250 264V262H249V260H246L244 263H241V262H243V260L244 259H240V255L242 256L244 253L243 252H245L244 250L242 251V252H240ZM222 250V249H221ZM245 252V253H246ZM233 253V254H234ZM56 254V253H55ZM244 256V255H243ZM235 257V256H234ZM246 256H244V257H242V258H245ZM257 258H258V256H257ZM245 259H247V257L245 258ZM257 260V259H256ZM215 261H217V259H215ZM258 262V261H257ZM257 262H256V264H257ZM251 263H252V258H251ZM254 264H255V262H254Z\"/></svg>",
    "mask_w": 264,
    "mask_h": 264
},
{
    "label": "crops",
    "instance_id": "0c3cea01",
    "mask_svg": "<svg viewBox=\"0 0 264 264\" xmlns=\"http://www.w3.org/2000/svg\"><path fill=\"white\" fill-rule=\"evenodd\" d=\"M191 1L192 0H189V2H187L186 12L181 16V21L179 22V25H178L179 28L178 29L176 28V29L170 30L169 28H163V27L157 28L156 30L147 33L145 36H142L140 38H137L136 40H134L130 44V49H131V47L133 48L132 55H133V58L135 59V60H133L134 61V65H133V67H131V69L133 68L134 71L136 72L137 76L139 75L138 80L139 79L141 80L143 78L142 79L143 80V83H145L144 82L145 76L146 75H152L151 72H150L152 70L153 71H156V74L158 72H163L164 71L163 74L165 73L164 74L165 76H170L171 73L174 72V71H181L182 69L180 68V65L182 64V59L180 58V54H182L183 56H185L188 48H190V46H192L191 45L192 43H195L196 42L195 45L197 44V50H200V49H203L204 50L206 47H208L205 44H203L204 43L203 41L205 39L204 40L198 39L199 36H200V33H201V31H200L201 30L200 28L202 27V25L200 24L201 22H199V21L198 22H193L192 24H189V23L186 22V16L191 11V8L195 6L194 9L196 10V13H197V16H198L199 8L206 7L205 6V3L201 2V0H194V1H196V4L194 5ZM221 4H222V1H219V3H217V5L215 7V10H214L215 17H216L217 21H220L222 18H228V17L224 16V10L226 9V7H227L228 4L224 6L225 8L222 7ZM207 6L210 9V15L212 16L210 18H213V15H212L213 14L212 6L211 5H207ZM222 8H223V10H222ZM248 13H247L248 14V17L247 18H249L251 16V13L250 12H248ZM230 14L232 15L233 19L236 20L235 23L236 24L238 23V26L241 27V29L238 32V34H240L242 32L241 33V41H242V43H243V41H247L248 43L253 42L254 40L252 39V34L251 33L246 34V32L244 33V30H245V28L247 26V23L244 24L243 23L244 22L243 19L245 18L246 14L244 15V13L242 11L238 10V7L236 5H235V10H232ZM249 25H250V23H249ZM117 26L119 27L118 23H117ZM214 26H217V25L215 24ZM219 29H220V31H223L225 34H227L230 37L229 38L230 39V42H233V39L234 38H231V34L230 33H227L225 30H223V28H220L219 27ZM250 31H253L254 33H257L255 29L254 30H250ZM232 36L234 37L235 35H232ZM215 37L216 36L214 35V38ZM235 41H236V39H235ZM227 44H228V42H227ZM229 44H230V47L232 49V44L231 43H229ZM186 45H188V46H186ZM195 45L192 46V47H196ZM186 47H188V48H186ZM220 47L222 48V46H220ZM223 47H224V45H223ZM226 49H229V51H228L229 56H230V53H231V63L229 62L227 78L223 80V84L222 83L221 84H218V86H220V85L225 86L226 84L230 83V80H231V77H232L231 70H232L233 60H234V58L232 57V54H233L232 51L233 50H231L230 48H226ZM224 51L225 50H223V49L218 50L217 51L218 52L217 53L218 56L221 55L222 52H224ZM240 51H241V54H242V51H243L242 50V47H241ZM244 53H245V51H243V54ZM246 55H247L246 56V58H247L248 56H250V53L249 54H246ZM204 62L205 61H200L201 64H203ZM166 63L167 64H170V66H167L165 68V66L167 65ZM172 63H174V64H172ZM190 63L191 64L192 63H196L195 62V59L191 60ZM145 72H146V74H145ZM143 73L145 74V76H144ZM229 73H230V77L228 78ZM156 74L154 75V79H153L152 82L156 81V79L159 78L160 75H162V73L161 74L159 73L157 76H156ZM148 78L149 77H147L146 78L147 80H145V81H149V79H151V78H149V79ZM152 82L151 83L147 82L145 84L142 83V84L138 85L137 87L139 88V95H140V92L144 91L142 89V87H144V86H151L152 85ZM205 84H206L205 82H201V83H198V84L195 82V83H188L187 86H189V87H197V86L198 87H204ZM133 86H134V84H133ZM144 93H148L149 94L148 91H144ZM145 101H147V100H145V99L142 100L141 99V100H139L137 102V105L139 106V109L140 110H138L137 112L134 113L132 119L131 118H129V119H131V120H133L135 122H137V121H139V122L144 121V123L148 124L149 127L147 129H145V130H138L137 132L134 133V135L132 137L139 136V135H141L139 133L144 132V131H147V130L151 129L152 126H154L153 125L154 124L153 119H155V116H157V115L154 114V113H151V112H147V111H145L142 108V103H144ZM147 102H149L150 104L153 103V104L157 105V103L154 102L153 97L150 94L148 95V101ZM168 102H170V101H168ZM171 103H173V101H171ZM172 105L173 104H171V106ZM176 107H177V105L175 107H173V108H176ZM214 110H215V116H214L213 119H212V117L210 119H208V118L205 119L202 116H200V114H199V117L197 115V117H196L195 120H198V122L200 120L201 121L202 120H204V121L206 120L208 123H210V121H212V122L215 121L216 115H217V111H216L215 108H214ZM176 113H178V111ZM173 116H175V115H173ZM173 116H171V117L163 116V117H164V119L165 118L168 119V118H172ZM188 116L189 115H187L185 118L183 117L182 118L183 120L181 119L182 122L179 123V124H181L180 125V127H181V130H180L181 139H182V136L184 137L183 133L187 130V127H188V125H187ZM157 117H158L157 120H158V123H159L160 122V118H159V116H157ZM223 118H224V113H223ZM220 119H222V114L220 115ZM192 125H193V131H194V133H193L194 134V139L193 140L196 143V140H195V138H196L197 139V144H198V139H199V135H200L199 128L198 127L196 128L194 123H192ZM220 127H221V125H220ZM247 127L248 126H246V128ZM249 127H250V125H249ZM248 130H249V128H248ZM166 131L167 132H170L171 133V137H172V132L171 131H169V130H163L162 132H160L157 135V137H155L156 139L155 138H153L154 140L151 139L150 142H147L148 144H145V146H142L140 143L139 144H136V145H133V144L130 145L131 137L128 138L127 139L128 147L126 149L125 146H123V152L124 153H127L128 149L131 148L129 150H131V152H132V165L135 164V161L138 158V156L143 157V160L148 161V163H149V160H151L150 159V156L151 155L154 156V154H153L154 153V150H157L156 152L160 151L159 149H157V147H160V146L162 147V149H161L162 152L161 153H168L169 154V152L172 150V147L170 146L171 143H172V139L170 141V138H168L167 136H163L162 137V135H161L162 133H164ZM218 136H219V132H218ZM158 137H160V138L158 139ZM155 143H156V145L154 146ZM195 155L197 156L196 152H195ZM133 156H135V158ZM168 158L170 159L169 156H168ZM125 163H126V161H125ZM141 166L142 165H140V167ZM127 167H128V164H127ZM141 172L142 171L140 169H138V172L137 173H141ZM148 172H149V170H147L146 173H148ZM154 173L155 172L152 171L151 174L147 176L148 178H146L145 180H149V182H150L151 181V177L153 178V176H154ZM174 175H175V177L179 176L181 178V180H183L184 186H183L182 190H184V187H185V179L183 177L184 176L183 173L182 172H176ZM128 180H129V175H128V172L126 171V180L125 181H128ZM133 180H134L133 182L136 183L137 180L138 181L144 180V176H143V174H142V176L141 175H137L136 178H133ZM140 191H138V195H140ZM180 192H182L184 194L183 191H180ZM121 195L123 196V202H126L125 204H127V206L129 204H131L129 202L127 203V199H126L127 196H126L125 192H122ZM181 196L185 199V195H181ZM161 197H162V201H163V198L164 197L163 196H161ZM139 201H140V203H139L138 206H141V204H143V203H142L141 200H139ZM134 211H136V212H132L133 213L132 215H133L134 218L135 217H138V215L141 212H146L145 215L146 214H150V213H147L149 210L146 209V208L144 210H143V208H141V210H137V208H135ZM176 212H177V214H180L179 211L176 210ZM182 212L183 211H181V213ZM140 215H142V214H140ZM145 215H142V216L145 217ZM164 215L168 218L169 213L167 212ZM150 216H151V214H150ZM148 222L149 223H148V227H147V225H146L147 221L144 222L145 225L143 226V225H141L140 221L138 220V224L140 225L139 228L141 230H143L145 232L146 237L148 236L147 238H149L151 240L150 235H149V229L150 228L151 229H154V227H153L152 223L150 224V221H148ZM169 222L170 221H168L167 228L170 225ZM167 228H166V230H165V232L163 234V237H161V239H163L164 237L165 238L166 237L167 238H170L171 237L170 234H171L172 231L169 230L170 231L169 232L167 230ZM160 230H162V229H160ZM187 233L188 232H186V234ZM179 235L180 236H184L185 234H179ZM153 243L155 245V248L154 249L153 248H148L150 252H149V257L148 258H145V264H192V262H193L192 261L193 260L192 257L188 258V260H187V258H186L185 255H183L181 257L179 256L178 250H183V246H184V243L183 242L174 243L175 244V247H174L173 242H170L169 240L168 241L165 240V242L162 243V244H159V242H157V240H155ZM182 243H183V246H182ZM167 244H168L169 247H167ZM203 244H201V245L199 244L198 251H200V248L203 246ZM170 246H171V248H170ZM194 264H196V263L194 262Z\"/></svg>",
    "mask_w": 264,
    "mask_h": 264
}]
</instances>
